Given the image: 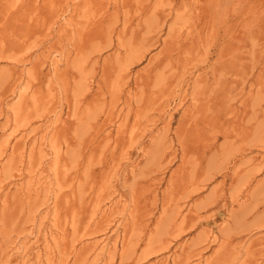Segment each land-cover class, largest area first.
<instances>
[{"label":"rangeland","instance_id":"rangeland-1","mask_svg":"<svg viewBox=\"0 0 264 264\" xmlns=\"http://www.w3.org/2000/svg\"><path fill=\"white\" fill-rule=\"evenodd\" d=\"M4 1L0 264H264V0Z\"/></svg>","mask_w":264,"mask_h":264},{"label":"bare ground","instance_id":"bare-ground-1","mask_svg":"<svg viewBox=\"0 0 264 264\" xmlns=\"http://www.w3.org/2000/svg\"><path fill=\"white\" fill-rule=\"evenodd\" d=\"M5 1H7V0H5ZM5 1H4V2H5ZM67 1H68V0H66V2H67ZM75 2H76V1H75ZM77 2H78V1H77ZM77 2H76V4H77ZM6 3H7V2H6ZM6 3H5V4H6ZM8 3H10V2H8ZM73 3H74V2H73ZM84 3H85V2H84ZM116 3H117V2H116ZM82 4H83V3H82ZM8 5H9V4H8ZM8 5H7V6L5 5V9H6V7H7V9L10 10V7H9ZM51 5H52V4H51ZM68 5H69V4H68ZM52 6H53V5H52ZM66 6H67V5H66ZM82 6H83V5H82ZM8 7H9V8H8ZM71 7H73V6H71ZM60 8H61V7H60ZM65 9H66V8H65ZM188 9H189V8H188ZM71 10H72V9H71ZM185 10L187 11V9H185ZM73 11H74V10H73ZM180 11H182V10H180ZM4 12H5V10H4ZM7 13H8V12H7ZM181 13H183V12H181ZM184 13H185V12H184ZM190 13H191V10H190ZM190 13H189V14H190ZM57 15H58V14H57ZM178 15H179V14H178ZM184 15H185V14H184ZM187 15H188V13H187ZM55 16H56V15H55ZM59 17H60V16H59ZM176 17H178V16H176ZM69 18H70V16H69ZM77 18H78V17H77ZM179 19L181 20V18H179ZM183 19H187V18L184 17ZM183 19H182V21H183ZM188 20H190V18H188ZM71 21H72V20H71ZM71 21H70V22H71ZM182 21H181V22H182ZM52 22H53V21H52ZM190 22H191V20H190ZM71 23H72V22H71ZM52 24H53V23H52ZM76 24H77V23H76ZM53 25H54V24H53ZM74 25H75V24H74ZM216 25H217V24H216ZM75 26H76V25H75ZM77 26H78V25H77ZM47 27H48V26H47ZM50 27H51V25H50ZM62 27H63V25H62ZM72 27H73V26H72ZM173 27L176 29L175 26H173ZM48 28H49V27H48ZM48 28H47V29H48ZM55 28H56V27H55ZM171 28H172V27H171ZM174 28H173V29H174ZM179 28H180V27H178V29H179ZM53 29H54V27H53ZM59 29H60V28H59ZM61 29H62V28H61ZM170 30H171V29H170ZM54 31H55V30H54ZM60 31H62V30H60ZM60 31H58V33H59ZM46 32H47V30H46ZM46 32H45V33H46ZM62 32H64V30H63ZM75 32H76V30H75ZM178 32H179V31H178ZM178 32H177L176 34H178ZM187 32H189V31H187ZM187 32H186V33H187ZM53 33H54V32H53ZM179 33H180V32H179ZM72 34H73V33H72ZM173 34H174V32H173ZM188 34H189V33H188ZM188 34H187V35H188ZM57 35H58V34H57ZM47 36H48V35H47ZM55 36H56V35H55ZM59 36H60V35H59ZM70 36H71V35H70ZM172 36H173V35H172ZM187 37H188V36H187ZM59 38H60V37H59ZM164 39H165V38H164ZM167 39H168V38H167ZM169 39H170V38H169ZM46 43H47V42H46ZM162 44H163V43H162ZM163 45H164V44H163ZM205 49H206V48H205ZM45 51H46V50H45ZM204 51H205V50H204ZM46 52H47V51H46ZM71 52H72V51H71ZM48 53H49V52H48ZM48 53H47V54H48ZM187 53H188V52H187ZM47 54H45V56H46ZM68 54H69V52H68ZM43 55H44V54H43ZM187 55H188V54H187ZM45 56H44V57H45ZM63 56H64V55H63ZM189 56H191V55H189ZM199 56H201V55H199ZM258 56H259V54H258ZM140 58H141V57H140ZM193 58H194V57H193ZM32 59H33V58H32ZM36 59H37V58H36ZM185 59H186V58H185ZM196 59H197V58H196ZM27 60H28V59H27ZM33 60H34V59H33ZM68 60H69V59H68ZM140 60H141V59H140ZM250 60H251V59H250ZM61 61H62V60H61ZM30 62H31V61H30ZM62 62H63V61H62ZM66 62H67V61H66ZM66 62H65V63H66ZM137 62H139V61H137ZM246 62H247V61H246ZM250 62H251V61H250ZM253 64H254V63H253ZM63 67H64V66H63ZM127 71H128V70H127ZM260 78H261V77H260ZM260 81H261V80H260ZM20 90H21V88H20ZM185 90H186V89H185ZM14 92H15V91H14ZM18 92H19V91H18ZM183 93H184V91H183ZM183 93H182V94H183ZM19 95H20V94H19ZM28 96H29V95H28ZM21 97H22V96H21ZM21 97H19V98L21 99ZM158 103H159V102H158ZM56 113H57V112H56ZM58 113H59V112H58ZM60 113H61V112H60ZM57 117H58V116H57ZM164 118H165V117H164ZM56 120H57V119H56ZM58 120H59V119H58ZM53 121H54V120H53ZM162 122H163V121H162ZM48 123H49V122H48ZM120 123H121V122H119L118 124H120ZM164 124H165V122H164ZM46 125H47V124H46ZM53 126H54V125H53ZM116 127H117V126H116ZM118 127H119V126H118ZM118 127H117V128H118ZM117 128H116V129H117ZM161 128H162V127H161ZM49 129H50V128H49ZM52 129H53V128H52ZM131 129H132V128H131ZM45 130H46V129H45ZM152 130H153V129H152ZM152 130H151V131H152ZM47 131H48V130H47ZM51 132H52V131H51ZM106 132H108V131H106ZM157 132H158V131H157ZM131 133H132V132H131ZM12 134H13V133H12ZM107 134H108V133H107ZM107 134H106V135H107ZM9 135L11 136V134H9ZM155 135H156V133H155ZM7 136H8V135H7ZM10 136H9V137H10ZM45 136H46V135H45ZM130 137H131V136H130ZM25 138H26V137H25ZM5 139H6V138H5ZM7 139H8V138H7ZM7 139L5 140L6 142H4V143H7ZM15 139H16V138H15ZM41 139H42V138H41ZM43 139H44V138H43ZM152 139H153V138H152ZM16 140H17V139H16ZM18 140H19V139H18ZM25 140H26V139H25ZM25 140H24V142H25ZM146 140H147V139H146ZM32 141H33V140H32ZM40 141H41V140H40ZM44 142H45V141H44ZM0 143H1V142H0ZM32 143H33V146H34V142H32ZM39 144H40V143H39ZM2 145H3V144H2ZM30 145H31V144H30ZM33 146L31 145V147H33ZM38 146H39V145H38ZM0 147H1V146H0ZM113 147H114V146H113ZM41 148H42V147H41ZM41 148H40L38 151L41 152ZM0 149H1V148H0ZM112 150H113V149H112ZM120 151H121V150H120ZM21 152H22V151H21ZM30 152H31V151H30ZM0 153H2V152H0ZM2 154H3V153H2ZM30 154H31V153H30ZM123 154H124V153H123ZM0 156H1V155H0ZM19 156H20V154H19ZM20 157H21V156H20ZM121 157H122V156H121ZM54 163H55V162H54ZM0 165H1V164H0ZM56 165H57V164H56ZM56 165H55V166H56ZM1 166H2V165H1ZM1 166H0V167H1ZM55 169H56V168H55ZM55 171H56V170H55ZM39 174H40V173H39ZM38 177H39V176H38ZM56 177H57V176H56ZM42 178H43V177H42ZM46 178H47V176H46ZM26 179H27V178H26ZM29 179H30V178H29ZM35 179H36V178H35ZM47 179H48V178H47ZM56 179H57V178H56ZM30 181H31V180H30ZM39 182H41V181H39ZM39 182H38V183L36 182L37 185L39 184ZM49 182H50V181H49ZM49 182H48V183H49ZM50 183H51V182H50ZM53 183H54V182H53ZM20 184H21V183H20ZM43 185H44V183H43ZM43 185H41V186L43 187ZM46 185H47V184H46ZM50 185H51V184H50ZM58 185H59V183H58ZM21 186H22V185H20L19 187H21ZM53 186H55V185H53ZM15 187H16V186H15ZM19 187H17V189H18ZM45 187H48V186H44V188H45ZM60 187H61V186H60ZM110 187H111V186H110ZM24 188H25V189H24V191H25V190H26V187H24ZM28 188H29V187H28ZM101 188H102V187H101ZM13 189H14V187H13ZM15 189H16V188H15ZM42 189H43V188H42ZM101 190H102V189H101ZM7 191H8V189H7ZM33 191H35V190H33ZM5 192H6V191H5ZM26 192H27V190H26ZM38 192H39V190H38ZM115 192H116V191H115ZM5 194H6V193H5ZM5 194H4V195H5ZM10 194L13 195L14 193L12 192V193H10ZM20 194H21V192H20ZM28 194H29V193H28ZM33 194H34V193H33ZM55 194H56V193H55ZM114 194H115V193H114ZM34 195H36V194H34ZM34 195H33V196H34ZM26 196H28V195H26ZM36 196H38V195H36ZM113 196H115V195H113ZM4 197H5V196H4ZM9 197H10V196H9ZM22 197H23V196H22ZM57 197H58V196H57ZM118 197H119V196H118ZM107 198H108V197H107ZM119 198H120V197H119ZM30 199H31V198H29V200H30ZM110 199H111V198H110ZM16 200H18V199H16ZM31 200H32V199H31ZM36 200H37V198H36ZM55 200H56V199H55ZM105 200H106V199H105ZM105 200H104V201H105ZM116 200H117V199H116ZM116 200H115V202H116ZM129 200H130V199H129ZM18 201H19V200H18ZM34 201H35V199H34ZM15 202H16V201H15ZM19 203H20V202H19ZM15 204H16V203H15ZM53 204H54V203H53ZM118 204H119V203H118ZM123 204H125V203L123 202ZM123 204H122V205H123ZM127 204H128V203H127ZM18 205H19V204H18ZM112 205H113V204H112ZM113 206H114V205H113ZM123 206H125V205H123ZM53 207H54V209H55V206H54V205H53ZM94 207H95V205H94ZM111 207H112V206H111ZM111 207H110V208H111ZM120 208H121V207H120ZM50 209H51V208H50ZM54 209H53V210H54ZM103 209H104V208H103ZM127 209H128V208H127ZM90 210H91V208H90ZM92 210H93V209H92ZM123 210H124V209H123ZM123 210H120V211H123ZM51 211H52V210H51ZM91 212L93 213V211H91ZM108 212H109V211H108ZM51 213H53V212H51ZM54 213H55V212H54ZM120 213H121V212H120ZM90 214H91V213H90ZM101 214H102V213H101ZM129 214H130V213H129ZM127 215H128V214H127ZM131 215H132V214H131ZM34 216H35V215H34ZM52 216H53V215H52ZM57 216H58V214H57ZM89 216H90V215H89ZM89 216H88V218H89ZM91 216H92V214H91ZM94 216H95V215H94ZM94 216H93V217H94ZM113 216H114V215H113ZM36 217H37V216H36ZM98 217H99V215H98ZM122 217H123V215H122ZM128 217H129V215H128ZM51 218H52V217H51ZM40 219H41V218H40ZM53 219H54V218H53ZM63 219H64V218H63ZM120 220H121V219H120ZM33 221H34V220H33ZM87 221L89 222L90 219H88ZM125 221H126V220H125ZM50 222H52V221H50ZM65 222H66V221H65ZM58 223H60V222H58ZM71 223H72V222H71ZM112 223H113V222H112ZM116 223H117V222H116ZM118 223H120V222H118ZM118 223H117V224H118ZM52 224H54V223H51V225H52ZM107 224H108V223H107ZM117 224H116V225H117ZM121 224H122V223H121ZM54 225H55V224H54ZM63 225H64V224H63ZM70 225H71V224H70ZM85 225H86V224H85ZM116 225H115V226H116ZM118 225H119V224H118ZM118 225H117V226H118ZM52 226H53V225H52ZM64 226H65V225H64ZM83 226H84V225H83ZM83 226H82V227H83ZM192 226H194V225H192ZM192 226H191V227H192ZM54 227H55V226H53L52 228H54ZM70 227H71V226H70ZM106 227H107V226H106ZM108 227H109V226H108ZM119 227H121V225H120ZM84 228H85V227H84ZM70 229H71V228H70ZM105 229H107V228H105ZM188 229H189V228H188ZM46 230H47V229H46ZM72 230H73V226H72L71 231H72ZM82 230H83V228H82ZM189 230H190V229H189ZM41 231H42V230H41ZM43 231H44V230H43ZM75 231H76V230H75ZM105 231H106V230H105ZM105 231H104V232H105ZM122 231H123V230H122ZM82 232H83V231H82ZM178 232H179V231H178ZM40 233H41V232H40ZM55 233H56V232H55ZM71 233H72V232H71ZM117 233H118V231H117ZM131 233H132V232H131ZM182 233H183V232H182ZM44 234H45V233H44ZM73 234H75V233H73ZM73 234H71V236H72ZM81 234H82V233H81ZM84 234H85V233H84ZM96 234H97V233H96ZM101 234H103V233L101 232ZM114 234H115V233H114ZM37 235H38V233H37ZM48 235H49V234H48ZM121 235H122V234H121ZM50 236H51V235H50ZM82 236H83V235H82ZM94 236H95V235H94ZM110 236H111V235H110ZM110 236H109V237H110ZM36 237H37V236H36ZM51 237H52V236H51ZM51 237H50V238H51ZM78 237H79V236H78ZM86 237H87V236H86ZM90 237H91V236H90ZM122 237H123V235H122ZM122 237H121V239H122ZM83 238H84V237H83ZM87 238H88V237H87ZM114 238H115V236H114ZM43 239H45V238H43ZM59 239H60V237H59ZM81 239H82V237H81ZM99 239H100V238H99ZM116 239H117V238H116ZM54 241H55V240H54ZM93 241H94V240H93ZM95 241H96V239H95ZM95 241H94V242H95ZM51 242H52V241H51ZM89 242H90V241H89ZM99 242H101V240H100ZM115 242H117V241H115ZM24 243H25V242H24ZM35 243H36V242H35ZM45 243H46V242H45ZM55 243H56V242H55ZM119 243H120V242H119ZM103 244H104V243H103ZM120 244H122V243H120ZM21 245H22V244H21ZM33 245H34V244H33ZM36 245H38V244H36ZM53 245H55V244H53ZM94 245H95V244H94ZM106 245H107V244H106ZM112 245H113V243H112ZM115 246H116V245H115ZM15 247H16V246H15ZM95 247H96V246H95ZM148 247H149V246H148ZM101 248H104V247H101ZM101 248H100V249H101ZM160 248H161V247H160ZM16 249H18V248H16ZM27 249H28V248H26L25 251H27ZM34 249H35V246H34ZM50 249H52V248H50ZM55 249H56V248H55ZM114 249H115V247H114ZM146 249H147V248H146ZM164 249H165V248H164ZM44 250H45V249H44ZM101 250H102V249H101ZM159 250H162V248L159 249ZM46 251H47V250H46ZM76 251H77V250H76ZM107 251H108V250H106V252H107ZM28 252H30V251L28 250ZM36 252H37V251H36ZM43 252H44V251H43ZM73 252H74V251H73ZM119 252H120V251H119ZM30 253H31V252H30ZM47 253H48V252H47ZM97 253H98V252H97ZM152 253H154V252H152ZM155 253H156V251H155ZM22 254H23V253H22ZM27 254H29V253H27ZM38 254H39V253H38ZM88 254H89V253H88ZM103 254H104V253H103ZM216 254H217V253H216ZM94 255H95V254H94ZM106 255H107V253H106ZM143 255H144V254H143ZM148 255H149V254H148ZM148 255H147V256H148ZM236 255H237V254H236ZM236 255L234 254L233 256H236ZM37 256H38V255H37ZM47 256H48V254H47ZM47 256H46V257H47ZM73 256H74V255H73ZM95 256H96V255H95ZM233 256H232V257H233ZM17 257H19V256H17ZM30 257H31V256H30ZM34 257H36V256H34ZM39 257H40V256H39ZM199 257H200V255H199ZM26 258H28V257L26 256ZM42 258H43V257H42ZM234 258H235V257H234ZM29 259H30V258H29ZM43 259H44V258H43ZM100 259H101V258H100ZM142 259H143V258H142ZM142 259H141V260H142ZM144 259H145V258H144ZM147 259H149V258H147ZM171 259H172V258H171ZM22 260H23V259H22ZM22 260H21V261H22ZM46 260H48V259H46ZM172 260H173V259H172ZM206 260H207V259H206ZM25 261H26V260H25ZM27 261H29V260L27 259ZM43 261H44V260H43ZM143 261H144V260H143ZM165 261H166V260H165ZM35 262H36V261H35ZM97 262H98V261H97ZM102 262H103V261H102ZM154 262H155V261H154ZM199 262H200V260H199ZM204 262H205V260H204ZM15 263H16V262H15ZM46 263H47V261H46ZM48 263H49V261H48ZM205 263H206V262H205ZM26 264H27V263H26ZM28 264H29V263H28ZM31 264H32V262H31ZM94 264H95V263H94ZM203 264H204V263H203Z\"/></svg>","mask_w":264,"mask_h":264}]
</instances>
